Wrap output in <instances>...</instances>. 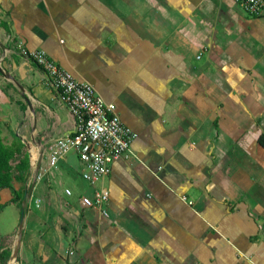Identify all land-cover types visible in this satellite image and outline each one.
Returning <instances> with one entry per match:
<instances>
[{"label": "crops", "instance_id": "0c3cea01", "mask_svg": "<svg viewBox=\"0 0 264 264\" xmlns=\"http://www.w3.org/2000/svg\"><path fill=\"white\" fill-rule=\"evenodd\" d=\"M35 51L135 134L93 187L73 152L45 169L74 120ZM263 136L264 16L232 0H0V138L24 142L30 163L12 181L26 195L20 243L24 207L0 191V219L16 210L0 264H264ZM95 189L106 215L81 203Z\"/></svg>", "mask_w": 264, "mask_h": 264}, {"label": "built area", "instance_id": "2783aa9c", "mask_svg": "<svg viewBox=\"0 0 264 264\" xmlns=\"http://www.w3.org/2000/svg\"><path fill=\"white\" fill-rule=\"evenodd\" d=\"M232 1L250 17L264 16V0ZM29 57L42 69L48 87L74 120L72 134L47 146L48 163L53 166L68 152H73L82 164V180L95 186L110 174L115 161L131 153L135 134L121 122L115 106L98 97L90 84L74 79L43 51L32 52ZM108 200V191L95 189L91 196H83L81 203L106 215Z\"/></svg>", "mask_w": 264, "mask_h": 264}, {"label": "trees", "instance_id": "16d2710c", "mask_svg": "<svg viewBox=\"0 0 264 264\" xmlns=\"http://www.w3.org/2000/svg\"><path fill=\"white\" fill-rule=\"evenodd\" d=\"M260 143L264 146V136L260 140ZM26 144L20 139H16L15 142L7 146L0 138V191L3 189H9L12 194L11 204H16L19 207L24 197L22 190H16L12 181L24 182V173L30 169L29 159L25 151ZM5 205H0V211ZM27 207H24V213ZM5 255V254H4Z\"/></svg>", "mask_w": 264, "mask_h": 264}, {"label": "water", "instance_id": "95a60500", "mask_svg": "<svg viewBox=\"0 0 264 264\" xmlns=\"http://www.w3.org/2000/svg\"><path fill=\"white\" fill-rule=\"evenodd\" d=\"M42 157H43V154L40 153L38 159L35 158V159L32 160L31 166L35 169V174H36L35 177L37 176V173H38V171L40 169ZM31 193H32V189L28 192L29 197L31 196ZM25 201H26V195L24 196L23 201H22V208L24 207ZM23 219H24V212H23V209H22L21 219H20L19 226H18V236H19L18 243H20V238L22 236ZM15 255H16V253H14L12 255V258H15L16 257Z\"/></svg>", "mask_w": 264, "mask_h": 264}, {"label": "rangeland", "instance_id": "374dc122", "mask_svg": "<svg viewBox=\"0 0 264 264\" xmlns=\"http://www.w3.org/2000/svg\"><path fill=\"white\" fill-rule=\"evenodd\" d=\"M69 154H71V152L69 153ZM44 163H45V161H44ZM46 168L45 169H48V168H51V167H53V166H50V164L49 163H46ZM33 170H34V172H35V169L33 168ZM39 172L37 173V176H36V180H35V182H37L38 181V179H39ZM42 180V179H41ZM80 182H82L81 180H80ZM83 183V182H82ZM81 185H83V184H81ZM83 191V188L82 187H80V192H82ZM67 194V193H66ZM77 194L78 193H75V191L73 190V192H70L69 191V195L68 196H70L71 197V199H75L76 197H77ZM67 196V198H69ZM30 199V198H29ZM28 200V199H27ZM36 204V207H38L39 206V204H40V202H36L35 203ZM5 216H7V218H9L10 217V219L12 220L15 216H16V210L15 211H13V212H11L10 214H9V209L6 211V213H5V215H3L2 217H1V219H0V232H2V231H5L6 230V225L4 224V223H2V220L5 218ZM24 223V222H23ZM23 226H24V224H23Z\"/></svg>", "mask_w": 264, "mask_h": 264}, {"label": "bare ground", "instance_id": "6f19581e", "mask_svg": "<svg viewBox=\"0 0 264 264\" xmlns=\"http://www.w3.org/2000/svg\"><path fill=\"white\" fill-rule=\"evenodd\" d=\"M10 264H16V263H15V261L12 259V260L10 261Z\"/></svg>", "mask_w": 264, "mask_h": 264}]
</instances>
